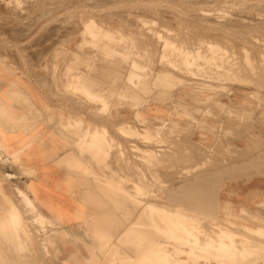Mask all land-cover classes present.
I'll return each instance as SVG.
<instances>
[{"label": "rangeland", "instance_id": "obj_1", "mask_svg": "<svg viewBox=\"0 0 264 264\" xmlns=\"http://www.w3.org/2000/svg\"><path fill=\"white\" fill-rule=\"evenodd\" d=\"M180 1L0 0V206L26 234L12 244L0 221V264H264V0ZM37 121L82 157L71 233L16 173L7 135ZM86 129L109 147L84 145ZM198 184L204 198L185 190Z\"/></svg>", "mask_w": 264, "mask_h": 264}, {"label": "crops", "instance_id": "obj_2", "mask_svg": "<svg viewBox=\"0 0 264 264\" xmlns=\"http://www.w3.org/2000/svg\"><path fill=\"white\" fill-rule=\"evenodd\" d=\"M9 119L17 121L13 115ZM25 129L7 135L11 153H17L16 173L30 185L32 195L44 204L45 211L60 218L71 233L69 227L79 219L76 203L80 202L86 181L77 173L78 168L65 159L69 155L81 157L80 151L58 133L55 123L37 121L34 128L27 132ZM51 203L60 206L52 207Z\"/></svg>", "mask_w": 264, "mask_h": 264}, {"label": "bare ground", "instance_id": "obj_3", "mask_svg": "<svg viewBox=\"0 0 264 264\" xmlns=\"http://www.w3.org/2000/svg\"><path fill=\"white\" fill-rule=\"evenodd\" d=\"M180 1V0H179ZM181 2V1H180ZM172 4V3H171ZM208 9V8H207ZM201 10V9H200ZM198 12V11H197ZM196 14V13H195ZM198 14V13H197ZM200 14V13H199ZM213 14V13H212ZM205 15H207V14H205ZM208 16H210V15H208ZM215 16V15H214ZM216 17V16H215ZM216 20V19H215ZM235 22V21H234ZM203 23V22H202ZM217 23V22H216ZM230 23H232V21L230 22ZM229 24V23H228ZM233 24V23H232ZM216 26V25H215ZM229 27V26H228ZM215 29V28H214ZM209 30V29H208ZM208 32H210L211 33V31L209 30ZM211 34H214V33H211ZM216 34V33H215ZM218 35V34H217ZM211 36V35H210ZM219 36V35H218ZM213 40V39H212ZM209 42V41H208ZM215 43V42H214ZM255 43V42H254ZM258 44V43H257ZM216 45V44H215ZM261 45V44H260ZM262 45H263V43H262ZM261 45V46H262ZM245 46V45H244ZM252 46V45H251ZM246 47V46H245ZM203 48V47H202ZM211 48V47H210ZM212 48H213V46H212ZM186 49V48H185ZM194 49V48H193ZM199 49V48H198ZM251 49V48H250ZM178 50V49H177ZM191 50V49H190ZM202 50V49H201ZM225 50V49H224ZM233 50H235V49H233ZM241 50V49H240ZM184 51V50H183ZM189 51V50H188ZM192 51V50H191ZM227 51V50H226ZM239 51V50H238ZM180 52V51H179ZM182 52V51H181ZM186 52V51H185ZM241 52V51H240ZM245 52V51H244ZM177 53V52H176ZM188 53V55H189V53H191V52H187ZM200 53H202V52H200ZM220 53V52H219ZM218 53V54H219ZM227 53V52H226ZM235 53V52H234ZM236 53H237V51H236ZM243 53V52H242ZM242 53H240L241 54V56H242ZM178 54V53H177ZM206 54V53H205ZM221 54V53H220ZM260 54V53H259ZM176 55V54H175ZM191 55V54H190ZM231 55H233V54H231ZM210 56V55H209ZM230 56V55H229ZM236 56V55H235ZM247 56V55H246ZM257 56H259V55H257ZM224 57V56H223ZM225 57H228V56H225ZM231 57V56H230ZM260 57V56H259ZM171 58V57H170ZM186 58V57H185ZM218 58H220L219 56H218ZM233 58V57H232ZM162 59V58H161ZM225 59V58H224ZM228 59V58H227ZM238 59V58H237ZM242 59H244V58H242ZM167 60V59H166ZM175 60V59H174ZM186 60V59H185ZM211 60H213V59H211ZM216 60H218V59H216ZM220 60V59H219ZM239 60V59H238ZM263 60V59H262ZM165 61V60H164ZM163 61V62H164ZM182 61V60H181ZM206 61V60H205ZM236 61V60H235ZM244 61H246V60H244ZM260 61V60H259ZM169 62V61H168ZM191 62V61H190ZM221 62V61H220ZM230 62H232V61H230ZM161 63V62H160ZM249 63V62H248ZM177 64V63H176ZM215 64V63H214ZM231 64V63H230ZM233 64V63H232ZM234 64H236L237 65V63L235 62ZM238 64H240V63H238ZM259 64V63H258ZM186 65V64H185ZM223 65V64H222ZM226 65H227V63H226ZM243 65H245V63L243 64ZM250 65H251V63H250ZM253 65V64H252ZM167 66V65H166ZM221 66V65H220ZM238 66V65H237ZM239 66H242V65H239ZM238 66V67H239ZM259 66V65H258ZM264 66V65H263ZM197 67V66H196ZM206 67V66H205ZM222 67V66H221ZM244 67V66H243ZM246 67V66H245ZM248 67H250V66H248ZM260 67H261V65H260ZM209 68V67H208ZM208 68H207V70H208ZM241 68V67H240ZM247 68V67H246ZM245 68V69H246ZM256 68V67H255ZM262 68V67H261ZM129 69V68H128ZM194 69H196V68H194ZM206 69V68H205ZM220 69V68H219ZM228 69H229V67H228ZM191 70V69H190ZM206 70V71H207ZM218 70V69H217ZM247 70V69H246ZM260 70V69H259ZM263 70V69H262ZM226 71V70H225ZM242 71V70H241ZM243 72V71H242ZM250 72V71H249ZM185 73V72H184ZM207 73V72H206ZM235 73V72H234ZM253 73V72H252ZM257 73V72H256ZM160 74V73H159ZM238 74V73H237ZM241 74V73H240ZM244 74V73H243ZM248 74H250V73H248ZM261 74V73H260ZM260 74H258V75H260ZM254 75V74H253ZM262 75V74H261ZM263 75H264V73H263ZM78 76V75H77ZM156 76V75H155ZM206 76V75H205ZM241 76V75H240ZM240 76L238 75V77L240 78ZM243 76V75H242ZM81 77V79H82V77H84V76H80ZM156 77H158V76H156ZM225 77V76H224ZM258 77V76H257ZM264 77V76H263ZM207 78V77H206ZM217 78V77H216ZM230 78V77H229ZM254 78V77H253ZM259 78H261L260 76H259ZM234 79V78H233ZM244 79V78H243ZM246 79V78H245ZM155 80V79H154ZM153 80V81H154ZM157 80V79H156ZM160 80H162L161 78H160ZM236 80V79H235ZM250 80V79H249ZM260 80V79H259ZM264 80V79H263ZM76 81V80H75ZM74 81V82H75ZM79 81H80V79H79ZM79 81H78V83H79ZM83 81H85V79L83 78L82 79V83H83ZM251 81V80H250ZM262 81V80H261ZM238 82V81H237ZM247 82V81H246ZM263 82V81H262ZM72 83V82H71ZM78 83H75V84H77L78 85ZM81 83V81H80V83H79V85L77 86V87H80V89H78V88H76L77 90H81L82 89V87L83 88H85L84 86H80V84H82ZM150 83V82H149ZM155 83V82H154ZM219 83V82H218ZM241 83V82H240ZM234 84V83H233ZM148 85V84H147ZM162 85V84H161ZM169 85V84H168ZM258 85V84H257ZM13 86V85H12ZM66 86V85H65ZM75 86V85H74ZM73 86V87H74ZM202 86V85H201ZM73 87H71V89L69 88V87H67V90H68V88L70 89V90H72V88ZM88 87V86H87ZM99 87V86H98ZM228 87V86H227ZM166 88V87H165ZM169 88V87H168ZM74 89V88H73ZM103 89H106V87L105 88H103ZM111 89V88H110ZM198 89V88H197ZM16 90V89H15ZM86 90V89H85ZM87 90H88V88H87ZM86 90V91H87ZM95 91V90H94ZM120 91V90H119ZM141 91V90H140ZM167 91V90H166ZM17 92H18V90H17ZM81 92V91H80ZM76 93V92H75ZM109 93V92H108ZM113 93H114V91H113ZM77 94H79V93H77ZM87 94V93H86ZM14 95V94H13ZM79 95H81V94H79ZM95 95V94H94ZM156 95V94H155ZM96 96V95H95ZM133 96V95H132ZM151 96V95H150ZM86 97V96H85ZM99 97H100V95H99ZM153 97V96H152ZM155 97V96H154ZM214 97V96H213ZM219 97V96H218ZM84 98V97H83ZM133 98V97H132ZM85 99V98H84ZM135 99V98H134ZM216 99V98H215ZM97 100V99H96ZM104 101V100H103ZM102 101V102H103ZM99 102V101H98ZM101 103V102H100ZM107 103V102H106ZM147 103V102H146ZM135 106V105H134ZM139 106V105H138ZM174 108V107H173ZM97 110V109H96ZM210 110V109H209ZM99 111V110H98ZM106 111V110H105ZM216 113V112H215ZM114 114V113H113ZM113 118V117H112ZM67 119V118H66ZM69 120V119H68ZM70 121V120H69ZM80 121V120H79ZM147 121V120H146ZM153 121V120H152ZM14 122V121H13ZM77 123V122H76ZM126 123V122H125ZM165 123V122H164ZM14 124V123H13ZM69 124H70V126H71V124H72V122H69ZM83 124V123H82ZM66 125H67V123H66ZM76 125V124H75ZM162 125V124H161ZM68 126V125H67ZM66 126V127H67ZM88 126V125H87ZM92 126V125H91ZM172 126V125H171ZM65 127V128H66ZM69 127V126H68ZM75 127V126H74ZM85 127V126H84ZM121 127H123V126H121ZM162 127V126H161ZM71 128V127H70ZM97 128V127H96ZM128 127H126V129H127ZM165 128V127H164ZM93 129V128H92ZM121 129H125L124 127L123 128H121ZM125 129V130H126ZM132 129V128H131ZM133 129H135V128H133ZM145 129V128H144ZM158 129V128H157ZM114 130V129H113ZM128 130L129 129H127L126 131L128 132ZM106 131V130H105ZM121 131H123V130H121ZM130 131V130H129ZM160 131V130H159ZM131 132V131H130ZM132 133H134L135 134V132H132ZM131 133V134H132ZM137 133V132H136ZM75 134V133H74ZM81 134V133H80ZM127 134H129V133H127ZM130 134V135H131ZM141 134V133H140ZM158 134H159V132H158ZM141 135H143V134H141ZM73 136V135H72ZM75 136V135H74ZM144 136V135H143ZM149 136H150V134H149ZM76 138V137H75ZM111 138V137H110ZM144 138H146V136L144 137ZM149 138V137H148ZM153 138V137H152ZM72 139V138H71ZM150 139V138H149ZM148 139V140H149ZM85 144L84 145H86L87 144V146H89V144L90 145H92V144H94V146H96L97 148H99L98 146H101V145H103V146H105L106 148H107V146L109 147V144H110V141L106 138V136H105V132H101V130L100 131H98V130H95L94 129V131H92V130H89V129H86L85 130V132L82 134V139H81ZM115 140V139H114ZM72 141V140H71ZM76 141V140H75ZM79 141H80V139H79ZM113 141V140H112ZM155 141V140H154ZM146 142V141H145ZM159 142V141H158ZM82 143V142H81ZM136 143V142H135ZM142 143V142H141ZM147 143V142H146ZM151 143V142H150ZM162 143V142H161ZM98 145V146H97ZM150 145V144H149ZM93 146V145H92ZM103 146H101V147H103ZM146 146H148V145H146ZM83 147V146H82ZM115 147V146H114ZM157 147V146H156ZM0 148H4L3 147V145H2V143L0 142ZM104 148V147H103ZM105 148V149H106ZM91 149H92V147H91ZM91 149H88L89 151L91 150ZM117 149V148H116ZM86 150V149H85ZM101 151V150H100ZM118 151V150H117ZM149 151V150H148ZM99 152V151H98ZM102 152V151H101ZM105 152H107V151H105ZM93 154H94V152H92ZM91 153V154H92ZM104 153V152H103ZM102 153V154H103ZM105 154V153H104ZM109 154V153H108ZM118 154V153H117ZM135 155V154H134ZM97 156H98V154H97ZM102 156V155H101ZM104 156V155H103ZM105 156H106V154H105ZM110 156V155H109ZM120 159H121V157H119ZM114 159V158H113ZM100 160V159H99ZM99 160H97V163H98V161ZM103 160V159H102ZM150 160V159H149ZM153 160V159H152ZM75 161H77V156H73V155H69V156H67V158L65 159V162L66 163H68V164H71V163H73V162H75ZM101 161V160H100ZM106 161V160H105ZM119 161V160H118ZM157 161V160H156ZM117 162V161H116ZM159 162H157V164H158ZM109 165V164H108ZM128 165V164H127ZM139 166V165H138ZM150 166V165H149ZM105 167H106V165H105ZM108 171V170H107ZM109 173V172H108ZM117 173V172H116ZM115 176V175H114ZM117 176V175H116ZM113 178V177H112ZM104 179V178H103ZM0 190H1V192L3 193V195H6V188H5V186L3 185V183H2V179L0 178ZM106 181V180H105ZM112 181H113V179H112ZM207 182V181H206ZM125 183V182H124ZM114 184H115V182H114ZM99 185V184H98ZM134 185V184H133ZM139 185V184H138ZM145 186V185H144ZM118 187V186H117ZM123 187V186H122ZM148 187V186H147ZM137 188V187H136ZM135 188V189H136ZM142 188V187H141ZM151 189V188H150ZM14 190H15V194H17V196H19V198H21V203H23L22 205L26 208V209H28V210H31V211H33V212H35V215L34 216H32L31 218H32V224H35V223H38V224H46V222H48L49 223V218L46 216V215H44L43 213H41L39 210H38V207L33 203V201L28 197V195L24 192V191H22V190H20V189H15L14 188ZM104 190V189H103ZM137 190H139V188L137 189ZM141 190V189H140ZM145 190V189H144ZM179 190V189H178ZM187 192H189L190 194H192V195H194V194H197V195H200V196H202L203 198L206 196V194H204L203 193V190H202V188H201V185H196V186H191L190 188H186L185 189ZM151 191V190H150ZM104 192V191H103ZM108 192V191H107ZM116 192V191H115ZM134 192H135V190H134ZM142 192H144V191H142ZM130 193V192H129ZM15 194H13V195H15ZM134 195V194H133ZM143 196V195H142ZM145 197V196H144ZM154 197V196H153ZM4 198V197H3ZM200 199V198H199ZM197 200V205H198V201H200V200ZM138 202V201H137ZM12 205H11V204ZM14 205V206H13ZM143 205V204H142ZM142 207V206H141ZM145 207V206H144ZM139 208H140V206H139ZM145 209V208H144ZM137 210V209H136ZM149 210H151V209H149ZM155 210V209H154ZM157 210V209H156ZM154 211L155 213L156 212H158L159 210H157V211ZM144 212H145V214L147 215L146 217H148V215H150L149 213H152V212H147L146 210H143ZM159 213V212H158ZM250 213V212H249ZM145 214H144V216H145ZM157 214V213H156ZM156 214H154L156 217H157V215ZM162 214V217H163V213H161ZM190 214V213H189ZM152 215H153V213H152ZM166 215V214H165ZM168 215V214H167ZM170 215V214H169ZM168 215V216H169ZM199 215V214H198ZM151 216V215H150ZM161 215H160V213H159V216L158 217H160ZM167 216V217H168ZM182 216H183V214H182ZM185 216H187V215H185ZM156 217H154V218H156ZM161 217V218H162ZM251 217V216H250ZM253 217V216H252ZM150 218V217H149ZM166 218V217H165ZM171 218V217H170ZM180 218H181V216H180ZM201 218V217H200ZM183 219H184V217H183ZM203 219V218H202ZM252 219V218H251ZM159 220V219H158ZM157 220V221H158ZM178 220H180V219H178ZM182 220V219H181ZM192 220H193V218H192ZM215 220V219H214ZM0 221H2V224H3V226H5V223H8L9 221H11L12 222V225H13V228H14V233H8V239H10L11 241H12V244H13V242L14 243H16V240H15V237L16 236H21L23 239H26V234L23 232V230H22V228L20 227L21 225H20V214L18 213V209L16 208V206H15V204L13 203V200L10 198V200H8L7 199V202L3 205V206H0ZM164 221V220H163ZM169 221V220H168ZM185 221V220H184ZM170 222V221H169ZM206 222V221H205ZM179 223V222H178ZM228 223V222H227ZM163 224V223H162ZM182 224V223H181ZM183 224H185V222L183 223ZM230 224V223H229ZM234 224V223H233ZM258 224H259V222H258ZM135 225V224H134ZM160 225V224H159ZM212 225V224H211ZM237 225V224H236ZM242 225V224H241ZM249 225V224H248ZM162 226V225H161ZM163 226H164V224H163ZM168 226H171L170 224L168 225ZM183 226V225H182ZM214 226V225H213ZM216 226V225H215ZM226 226V225H225ZM235 226V225H234ZM243 226V225H242ZM246 226V225H245ZM258 226V225H257ZM259 226H261L260 224H259ZM264 225L262 224V226H261V228L263 227ZM127 227V226H126ZM172 227H173V224H172ZM219 227V226H218ZM244 227V226H243ZM174 228V227H173ZM173 228L170 230V231H172L173 230ZM264 228V227H263ZM6 229V228H5ZM180 229V228H179ZM184 229V228H183ZM217 230H220V229H218L217 228ZM225 230V229H224ZM181 231V230H180ZM221 231V230H220ZM174 232V231H173ZM178 232V231H177ZM223 232V231H222ZM130 233V232H129ZM172 233V232H171ZM175 233V232H174ZM223 233H228V231L227 232H223ZM230 233H232V232H230ZM261 231H260V235H261ZM187 234V233H186ZM232 234H236V233H232ZM263 234H264V232H263ZM170 235H173V234H170ZM239 235V234H238ZM262 236H264V235H262ZM169 237V236H168ZM174 237V236H173ZM189 237V236H188ZM167 238V237H166ZM171 238V237H170ZM175 238V237H174ZM178 238V237H177ZM184 238V237H183ZM232 238V237H231ZM111 239V238H110ZM176 239V238H175ZM179 239H181V238H179ZM189 239H190V237H189ZM213 239V238H212ZM230 239V238H229ZM17 241H19L18 239H17ZM28 241V240H27ZM26 241V242H27ZM112 241V240H111ZM111 241H109L110 243H111ZM191 241H194V240H192L191 239ZM207 241V240H206ZM230 241H232L231 239H230ZM253 241V240H252ZM178 242V241H177ZM180 242V241H179ZM235 242V241H234ZM257 242V241H256ZM28 243V242H27ZM135 243V242H134ZM155 243V242H154ZM153 243V246L155 247V248H157V245L156 244H154ZM203 243V242H202ZM207 244L209 243V241L208 242H206ZM221 243H223V242H221ZM220 243V244H221ZM232 243H233V241H232ZM253 243V242H252ZM258 243V242H257ZM210 244H214L215 245V243H213V240H212V242H210ZM219 244V245H220ZM225 244V243H224ZM223 244V245H224ZM227 244V243H226ZM235 244V243H234ZM234 244L232 245V247L234 246ZM254 244V243H253ZM162 245V244H161ZM167 245V244H166ZM209 245V244H208ZM231 244H229V246H230ZM252 245V244H251ZM217 246H218V244H217ZM228 246V245H227ZM228 246V247H229ZM237 246V245H236ZM244 246V245H243ZM248 246V245H247ZM246 246V247H247ZM253 246V245H252ZM152 247V246H151ZM221 247V246H220ZM242 247V246H241ZM245 247V246H244ZM244 247H242V249H244ZM245 247V248H246ZM249 247V246H248ZM19 248V247H18ZM28 248H29V246H28ZM234 248H236V247H234ZM230 249V248H229ZM180 250V249H179ZM196 250V249H195ZM211 250V249H210ZM245 250H247V248L245 249ZM245 250H244V252H245ZM124 251V250H123ZM151 251H154V250H151ZM150 251V252H151ZM237 251V250H236ZM162 252H164L163 250H162ZM187 252V251H186ZM185 252V253H186ZM215 253H216V251H214ZM218 252V251H217ZM244 252H241L242 253V255H246V254H243ZM149 253V252H148ZM155 253V252H154ZM207 253V252H206ZM240 253V254H241ZM248 253V252H247ZM155 254H157V253H155ZM151 255V254H150ZM160 255V254H159ZM237 255V254H236ZM108 256V255H107ZM110 256V255H109ZM164 256V255H163ZM176 256V255H175ZM166 257V256H165ZM170 257V256H169ZM109 258V257H108ZM111 258V257H110ZM151 258V257H150ZM153 258V257H152ZM173 258V257H172ZM235 258V257H234ZM239 258H241V257H239ZM164 259V258H163ZM262 259H263V257H262ZM200 260V259H199ZM238 260V259H237ZM244 260H245V258H244ZM171 261V260H170ZM217 261V260H216ZM157 262V261H156ZM172 262V261H171ZM176 263H174V264H181L182 263V261H175ZM239 262V261H238ZM161 264V263H160ZM184 264H186V262H184ZM233 264V263H232ZM246 264H247V262H246Z\"/></svg>", "mask_w": 264, "mask_h": 264}]
</instances>
